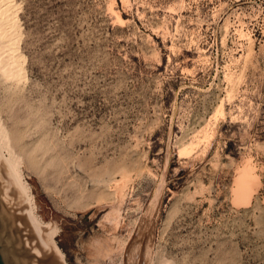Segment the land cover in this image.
<instances>
[{"label":"rangeland","instance_id":"1","mask_svg":"<svg viewBox=\"0 0 264 264\" xmlns=\"http://www.w3.org/2000/svg\"><path fill=\"white\" fill-rule=\"evenodd\" d=\"M0 6L19 244L32 206L34 230L57 229L49 264H264V0Z\"/></svg>","mask_w":264,"mask_h":264},{"label":"bare ground","instance_id":"2","mask_svg":"<svg viewBox=\"0 0 264 264\" xmlns=\"http://www.w3.org/2000/svg\"><path fill=\"white\" fill-rule=\"evenodd\" d=\"M3 4V3H2ZM3 8L5 7V6H2ZM0 8H1V6H0ZM5 9V8H4ZM4 9H3V11H4ZM1 11H2V8H1ZM0 11V12H1ZM6 19V18H5ZM4 19V20H5ZM8 19V18H7ZM3 20V21H4ZM13 20V19H12ZM8 21V20H7ZM10 23V22H9ZM1 24H2V22H1ZM0 24V26H2ZM9 25V24H8ZM3 27V26H2ZM2 27H0V29H2ZM6 27V26H5ZM4 27V28H5ZM9 27H10V25H9ZM2 29V30H4L5 31V29ZM7 28V27H6ZM2 30H0V31H2ZM7 30V29H6ZM6 32H8V31H6ZM3 32H1V34H2ZM5 33V32H4ZM13 33V32H12ZM1 36H3V34L1 35ZM7 40V39H6ZM1 42V41H0ZM8 43V42H7ZM5 44V43H4ZM13 44V43H12ZM2 45H3V43H2ZM6 45V44H5ZM4 46V45H3ZM8 46V45H7ZM0 47H1V45H0ZM6 46H4L3 48H5ZM7 48V47H6ZM11 49V48H10ZM6 50V49H5ZM4 53V52H3ZM2 53V54H3ZM16 53H17V51H16ZM3 55H5V54H3ZM2 57H4V56H2ZM8 57V56H7ZM0 59H1V57H0ZM4 64H5V62H3ZM3 63L1 62V66L3 65ZM7 63V62H6ZM7 65V64H6ZM4 67V66H3ZM2 67V68H3ZM1 68V69H2ZM5 69H7V66H6V68L4 67V71H5ZM2 138V137H1ZM3 141V140H2ZM2 141H1V143H2ZM3 144V143H2ZM0 147H2V145L0 146ZM0 150H2V149H0ZM5 157V156H4ZM5 160H7V161H9V163H10V168H11V175H12V177L13 178H15V183L17 184H19V187L21 186V190H23V193H25V195L27 194V192H28V189H27V187H26V185L23 183V181L21 180V177L20 176H17L16 175V173H18L17 171H16V169L17 168H15V166H16V164L13 162V160L12 161H10V159L9 158H5ZM19 174V173H18ZM14 184V183H13ZM11 188V187H10ZM7 196V195H6ZM2 199V198H1ZM6 199V198H5ZM4 204V203H3ZM29 214H30V216H29V219H28V221L30 222V225L28 226V229L29 230H31L34 234H35V236H34V239H35V241H34V243H32V242H30L29 243V246H30V244L32 245V246H30L33 250H34V252L37 254V255H35V261H36V263L35 264H43V263H45V264H49V262L52 260V258H50V252H56V251H54V248H52V246H53V236L54 235H56L55 233H56V230L57 229H55V228H52V229H48V228H46V227H43V226H38L37 224V229H38V231H36V230H34V228H33V224L35 225V220H33L35 217L33 216V207L31 206V208L29 209ZM34 217V218H33ZM35 221V222H34ZM33 223V224H32ZM32 232H31V234H32ZM33 234V235H34ZM50 244H51V246H50ZM39 254L41 255V256H43V257H40L39 256ZM56 254V253H55ZM44 259V260H43ZM51 264V263H50Z\"/></svg>","mask_w":264,"mask_h":264},{"label":"water","instance_id":"3","mask_svg":"<svg viewBox=\"0 0 264 264\" xmlns=\"http://www.w3.org/2000/svg\"><path fill=\"white\" fill-rule=\"evenodd\" d=\"M23 258L35 261L31 248L19 244L17 239L10 235L0 210V264H28L29 261Z\"/></svg>","mask_w":264,"mask_h":264},{"label":"flooded vegetation","instance_id":"4","mask_svg":"<svg viewBox=\"0 0 264 264\" xmlns=\"http://www.w3.org/2000/svg\"><path fill=\"white\" fill-rule=\"evenodd\" d=\"M123 264H127V262H123Z\"/></svg>","mask_w":264,"mask_h":264}]
</instances>
